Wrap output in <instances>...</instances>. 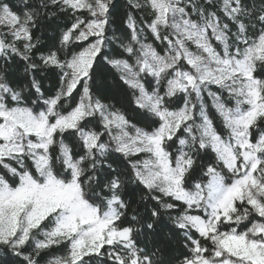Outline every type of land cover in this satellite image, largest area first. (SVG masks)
Instances as JSON below:
<instances>
[{
  "label": "snow or ice",
  "instance_id": "obj_1",
  "mask_svg": "<svg viewBox=\"0 0 264 264\" xmlns=\"http://www.w3.org/2000/svg\"><path fill=\"white\" fill-rule=\"evenodd\" d=\"M0 264H264V0H0Z\"/></svg>",
  "mask_w": 264,
  "mask_h": 264
}]
</instances>
